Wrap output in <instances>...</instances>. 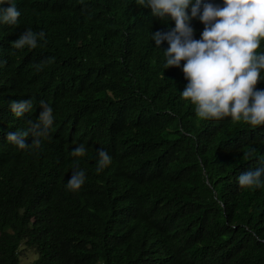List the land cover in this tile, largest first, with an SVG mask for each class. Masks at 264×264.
<instances>
[{"label": "trees", "instance_id": "trees-1", "mask_svg": "<svg viewBox=\"0 0 264 264\" xmlns=\"http://www.w3.org/2000/svg\"><path fill=\"white\" fill-rule=\"evenodd\" d=\"M9 3L21 15L0 21V264L23 248L32 264H264V175L238 182L264 166V125L197 116L181 96L185 61L166 68L169 45L151 36L175 22L146 0ZM190 26L200 39L204 24ZM27 29L45 36L15 48ZM27 99L15 116L9 103ZM41 101L49 134L19 149L8 134L38 122ZM100 149L111 163L97 172ZM77 170L85 181L70 190Z\"/></svg>", "mask_w": 264, "mask_h": 264}, {"label": "clouds", "instance_id": "clouds-1", "mask_svg": "<svg viewBox=\"0 0 264 264\" xmlns=\"http://www.w3.org/2000/svg\"><path fill=\"white\" fill-rule=\"evenodd\" d=\"M3 3V0H0ZM152 14L161 19L170 17L175 27L151 34L157 48L167 41L164 51L166 68L183 64V74L188 81L181 96L195 105L197 116L203 119H241L252 126L264 125V90H258L264 70V52H258L264 40V0H223V6L202 0H146ZM190 8V15H189ZM202 9V11H201ZM20 11L15 4L0 7V21L16 24ZM199 18L204 24L200 39H194L190 20ZM43 39V31L34 33L27 29L13 42L17 49L37 46V37ZM39 70V66H37ZM38 122L29 121L30 127L9 133L7 139L19 149L30 147L26 143L31 135L32 145L39 147L41 138L49 134L53 125V109L44 101ZM10 110L21 117L33 108V100L11 101ZM84 145L75 148L72 155L82 156ZM96 171L111 163V157L98 150ZM264 166L241 173V186L259 185ZM85 181L83 170L74 171L68 180L70 190H78Z\"/></svg>", "mask_w": 264, "mask_h": 264}, {"label": "rangeland", "instance_id": "rangeland-1", "mask_svg": "<svg viewBox=\"0 0 264 264\" xmlns=\"http://www.w3.org/2000/svg\"><path fill=\"white\" fill-rule=\"evenodd\" d=\"M36 255L31 249L23 248L20 254L19 264H32Z\"/></svg>", "mask_w": 264, "mask_h": 264}]
</instances>
